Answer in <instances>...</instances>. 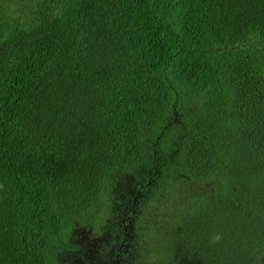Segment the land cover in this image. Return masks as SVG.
I'll return each mask as SVG.
<instances>
[{"label":"trees","instance_id":"trees-1","mask_svg":"<svg viewBox=\"0 0 264 264\" xmlns=\"http://www.w3.org/2000/svg\"><path fill=\"white\" fill-rule=\"evenodd\" d=\"M132 178L190 264H264V0H0V264Z\"/></svg>","mask_w":264,"mask_h":264},{"label":"flooded vegetation","instance_id":"flooded-vegetation-1","mask_svg":"<svg viewBox=\"0 0 264 264\" xmlns=\"http://www.w3.org/2000/svg\"><path fill=\"white\" fill-rule=\"evenodd\" d=\"M130 180L112 194L100 224L68 231L58 264H190L174 238L168 239L161 207L150 203L152 187Z\"/></svg>","mask_w":264,"mask_h":264}]
</instances>
